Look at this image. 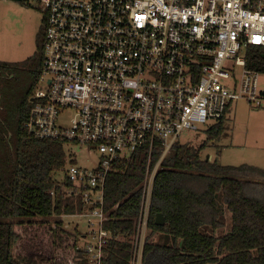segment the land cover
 <instances>
[{"label":"built area","instance_id":"built-area-1","mask_svg":"<svg viewBox=\"0 0 264 264\" xmlns=\"http://www.w3.org/2000/svg\"><path fill=\"white\" fill-rule=\"evenodd\" d=\"M46 15L43 61L24 126L98 154L92 169L68 163L59 181L80 195L77 248L101 264L110 238L104 185L111 162L158 143L166 155L184 129L209 128L232 101L264 102L249 45L264 46V0H34ZM72 110L70 126L58 124ZM159 159V160H160ZM159 162V161H158ZM158 164V163H157ZM157 164L141 182L127 264H141ZM53 195V190L50 191ZM65 224V223H64Z\"/></svg>","mask_w":264,"mask_h":264},{"label":"trees","instance_id":"trees-1","mask_svg":"<svg viewBox=\"0 0 264 264\" xmlns=\"http://www.w3.org/2000/svg\"><path fill=\"white\" fill-rule=\"evenodd\" d=\"M45 25L43 14L32 55L0 61V264H87L77 248L80 232L59 218L85 206L80 195L68 194L69 182L52 176L75 161L65 141L37 138L24 126L42 66ZM245 63L264 73V46L249 45ZM228 112L205 129L207 140L224 131ZM204 144L175 141L160 159L157 143L149 158L138 149L111 162L103 204L110 238L101 264L128 263L140 185L147 167L157 163L141 264H264V168L202 159ZM220 206L230 212L231 227L217 236ZM158 213L163 225L154 222Z\"/></svg>","mask_w":264,"mask_h":264},{"label":"rangeland","instance_id":"rangeland-1","mask_svg":"<svg viewBox=\"0 0 264 264\" xmlns=\"http://www.w3.org/2000/svg\"><path fill=\"white\" fill-rule=\"evenodd\" d=\"M42 16L34 0H0V61H22L33 54ZM258 88L264 89V73L259 75ZM72 115V110H65L58 118V124L70 126ZM224 125V131L212 140H207V128L200 126L197 130H182L176 141L193 147L205 143L200 151L201 158L215 159L221 165L248 164L264 168V102L256 107L244 99L232 101ZM65 150L77 165L92 169L97 163V152L86 146L68 142ZM52 176L60 181L64 173L57 171ZM220 209L223 211V226L214 231L217 236L228 232L231 227L230 212L225 207L220 206ZM59 218L69 229L76 228L81 233L87 231L85 217ZM157 238V234L152 236L153 241Z\"/></svg>","mask_w":264,"mask_h":264},{"label":"water","instance_id":"water-1","mask_svg":"<svg viewBox=\"0 0 264 264\" xmlns=\"http://www.w3.org/2000/svg\"><path fill=\"white\" fill-rule=\"evenodd\" d=\"M209 158V157H207ZM156 225H163L164 224V217L161 213L156 214L155 220H154Z\"/></svg>","mask_w":264,"mask_h":264}]
</instances>
